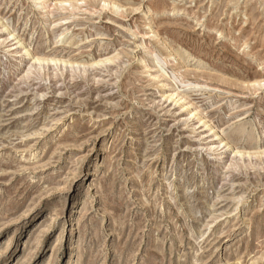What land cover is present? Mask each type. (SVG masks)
Returning <instances> with one entry per match:
<instances>
[{"label": "rangeland", "instance_id": "rangeland-1", "mask_svg": "<svg viewBox=\"0 0 264 264\" xmlns=\"http://www.w3.org/2000/svg\"><path fill=\"white\" fill-rule=\"evenodd\" d=\"M0 264H264V0H0Z\"/></svg>", "mask_w": 264, "mask_h": 264}, {"label": "bare ground", "instance_id": "bare-ground-1", "mask_svg": "<svg viewBox=\"0 0 264 264\" xmlns=\"http://www.w3.org/2000/svg\"><path fill=\"white\" fill-rule=\"evenodd\" d=\"M43 3H45V1H43ZM43 5H44V4H42L41 6L44 7ZM28 53H29V50H25V54H28ZM229 148H231V147H229ZM222 152H223V151H222ZM222 156H223V154H221V157H222ZM221 157H220V159H221Z\"/></svg>", "mask_w": 264, "mask_h": 264}]
</instances>
